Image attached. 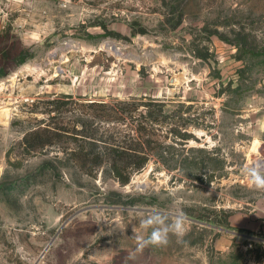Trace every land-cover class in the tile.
Masks as SVG:
<instances>
[{"label":"rangeland","instance_id":"1","mask_svg":"<svg viewBox=\"0 0 264 264\" xmlns=\"http://www.w3.org/2000/svg\"><path fill=\"white\" fill-rule=\"evenodd\" d=\"M92 101L162 109L125 185L71 156L82 123L104 124ZM257 161L264 0H0V264H264V191L243 172ZM153 212L183 213L187 244L138 250Z\"/></svg>","mask_w":264,"mask_h":264},{"label":"trees","instance_id":"2","mask_svg":"<svg viewBox=\"0 0 264 264\" xmlns=\"http://www.w3.org/2000/svg\"><path fill=\"white\" fill-rule=\"evenodd\" d=\"M81 107L84 114L104 124L93 127V123L88 125L82 123L83 129L75 130V134L82 135L78 139L83 143L72 150L71 156L85 173L91 174L103 165H107L109 172L121 185L127 184L131 175L141 171L147 164L148 152L155 149L152 147L154 145H151L153 142L150 141V136L153 132V123L158 120L153 116L161 115L162 109L158 106L157 110L151 111L143 104L128 101H119L115 104L92 101L82 104ZM137 111L140 114L145 111L147 117L137 122L135 127L129 123L125 124L126 118ZM119 120L123 121V127L105 126ZM57 130L56 128L51 131L42 130L41 132H48L45 139L40 137V131H31L25 135L22 143L31 150L41 149L47 143H51V138L59 136ZM170 132L178 133L176 129H171Z\"/></svg>","mask_w":264,"mask_h":264},{"label":"clouds","instance_id":"3","mask_svg":"<svg viewBox=\"0 0 264 264\" xmlns=\"http://www.w3.org/2000/svg\"><path fill=\"white\" fill-rule=\"evenodd\" d=\"M243 172L249 188L264 191V165L259 161L246 164ZM187 225L188 219L183 213L169 215L153 212L147 215L139 221V226L142 229L145 231L151 230L147 237L136 234V229L135 227L133 228L138 250H142L148 246L156 248L166 247L172 236L176 237L177 243L187 244V241L184 240L188 232Z\"/></svg>","mask_w":264,"mask_h":264},{"label":"crops","instance_id":"4","mask_svg":"<svg viewBox=\"0 0 264 264\" xmlns=\"http://www.w3.org/2000/svg\"><path fill=\"white\" fill-rule=\"evenodd\" d=\"M246 221H247V219L235 218L233 222H236L237 224H238V222H240L238 227H246V225H245Z\"/></svg>","mask_w":264,"mask_h":264},{"label":"bare ground","instance_id":"5","mask_svg":"<svg viewBox=\"0 0 264 264\" xmlns=\"http://www.w3.org/2000/svg\"><path fill=\"white\" fill-rule=\"evenodd\" d=\"M110 47H113L114 49L118 50L116 47H114V45H109Z\"/></svg>","mask_w":264,"mask_h":264}]
</instances>
